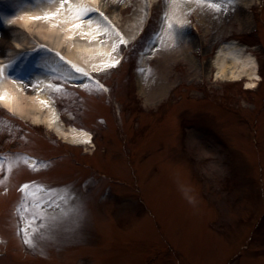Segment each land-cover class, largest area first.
I'll return each instance as SVG.
<instances>
[{
	"label": "rangeland",
	"instance_id": "1",
	"mask_svg": "<svg viewBox=\"0 0 264 264\" xmlns=\"http://www.w3.org/2000/svg\"><path fill=\"white\" fill-rule=\"evenodd\" d=\"M177 2L169 34L173 0H123L108 14L125 30L121 62L80 86L70 71L52 76L61 120L89 130L91 144L0 107V264H264V0L221 11ZM141 15L146 28L130 38ZM231 40L247 46L251 78L216 77L209 61ZM16 156L29 159L8 172ZM30 181L46 186L47 214L33 220L31 245L21 229L37 209L17 211ZM64 185L78 209L67 216L52 207L68 206L56 199Z\"/></svg>",
	"mask_w": 264,
	"mask_h": 264
},
{
	"label": "bare ground",
	"instance_id": "2",
	"mask_svg": "<svg viewBox=\"0 0 264 264\" xmlns=\"http://www.w3.org/2000/svg\"><path fill=\"white\" fill-rule=\"evenodd\" d=\"M170 4L172 0H167ZM123 0H0V43L16 34L9 41L13 45L11 60L0 57V94L6 99L0 105L14 114L45 124L59 137L73 144H91L92 133L76 125L67 126L58 118L50 95L52 76L69 70V78L80 86V79L92 76L116 66L119 61L117 48L124 28L119 19L108 16ZM169 4V5H170ZM225 3L224 7H232ZM63 5V6H62ZM236 5V4H235ZM88 8L84 15L76 9ZM55 13V15H50ZM146 15L135 19L129 29V36L138 35L146 22ZM3 23V24H2ZM5 24V25H4ZM25 27L12 32L6 27ZM78 25V26H77ZM21 37V38H18ZM4 46V45H3ZM3 46L0 52L4 51ZM117 61V63H113ZM209 63L216 68V77L236 80L254 75V60L244 44L231 40L223 44ZM77 69H83L82 72ZM32 72L39 80L29 91L23 83Z\"/></svg>",
	"mask_w": 264,
	"mask_h": 264
},
{
	"label": "snow or ice",
	"instance_id": "3",
	"mask_svg": "<svg viewBox=\"0 0 264 264\" xmlns=\"http://www.w3.org/2000/svg\"><path fill=\"white\" fill-rule=\"evenodd\" d=\"M232 2H233V0H195V3L197 6H205V7H208L210 9H213L215 11L223 10L225 3L231 4ZM178 7H179V5H178L177 0H173V11H172V13H168V12L165 13L169 34L174 33L175 29L180 24V20H179L178 16L176 15V13L178 11ZM76 11L79 15H84L88 11H91V9L78 7L76 9ZM50 15H55V13H52ZM113 63H117V61H113ZM8 66H11V62L9 63ZM0 71H3V69H0ZM77 71L82 72L83 69H77ZM3 99H6V95L0 94V100H3ZM4 159H5L4 157L0 156V168H3ZM20 159H24L25 163H27L29 158H27V157L22 158L20 156H16L14 159H10L8 164H7L8 172L12 171L14 165L16 163H18L20 161ZM32 167L35 168L36 165L33 164ZM45 187L46 186H44L42 184H37L34 181L26 182L20 186V190L23 193V197H22L21 203L18 205V208H17V211L19 212V214L23 217L29 211L30 208L37 209V212L35 214H33L27 220L24 221V227L21 229V231L24 234V241H25V243H27L29 245L34 243V241L32 239V234L37 231V227L34 226L32 223L33 220H35L37 218V216H41V217L47 216V214L41 208V201L38 200V198H37L38 194L45 190ZM30 188L33 190L30 191L29 190ZM62 188H63V194H61L59 191H57L56 199L64 202L68 206L64 209H60V204L57 203V204L52 205V207L60 210L62 212L63 216H67L71 212L78 211V209L72 207L71 203H70L71 198H73L75 196L74 191L67 185L62 186ZM47 191L52 192L53 190L49 188V189H47ZM29 197L32 198L31 201H29ZM47 218L53 223H55L59 219V217H56V216H51V217H47Z\"/></svg>",
	"mask_w": 264,
	"mask_h": 264
}]
</instances>
